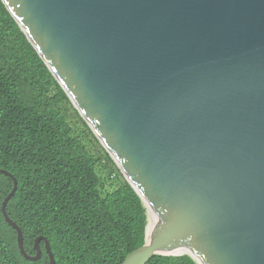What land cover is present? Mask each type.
I'll use <instances>...</instances> for the list:
<instances>
[{
    "label": "water",
    "instance_id": "1",
    "mask_svg": "<svg viewBox=\"0 0 264 264\" xmlns=\"http://www.w3.org/2000/svg\"><path fill=\"white\" fill-rule=\"evenodd\" d=\"M1 1L154 217L120 264H264V0Z\"/></svg>",
    "mask_w": 264,
    "mask_h": 264
},
{
    "label": "trees",
    "instance_id": "2",
    "mask_svg": "<svg viewBox=\"0 0 264 264\" xmlns=\"http://www.w3.org/2000/svg\"><path fill=\"white\" fill-rule=\"evenodd\" d=\"M0 170L16 181L0 211V264H120L144 242L146 212L0 0ZM12 180L0 173L1 202ZM146 264H196L186 255Z\"/></svg>",
    "mask_w": 264,
    "mask_h": 264
},
{
    "label": "bare ground",
    "instance_id": "3",
    "mask_svg": "<svg viewBox=\"0 0 264 264\" xmlns=\"http://www.w3.org/2000/svg\"><path fill=\"white\" fill-rule=\"evenodd\" d=\"M155 230V221L153 215L150 213V211L147 212V240L150 238V236L154 233ZM182 253L183 249L181 248H175L168 250L167 253Z\"/></svg>",
    "mask_w": 264,
    "mask_h": 264
}]
</instances>
